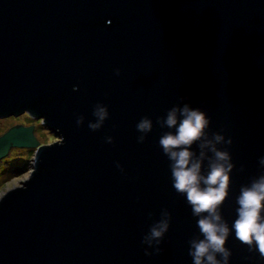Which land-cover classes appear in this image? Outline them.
<instances>
[{"label": "water", "instance_id": "95a60500", "mask_svg": "<svg viewBox=\"0 0 264 264\" xmlns=\"http://www.w3.org/2000/svg\"><path fill=\"white\" fill-rule=\"evenodd\" d=\"M97 103L110 116L92 131ZM183 103L207 112L209 136L232 138L231 226L241 186L264 174V0H0V119L28 113L59 138L42 144L24 124L0 136V161L34 149L26 180L0 194V264H192L202 236L157 122ZM162 209L170 230L149 256ZM227 247L230 264H264L234 233Z\"/></svg>", "mask_w": 264, "mask_h": 264}, {"label": "clouds", "instance_id": "9594fccd", "mask_svg": "<svg viewBox=\"0 0 264 264\" xmlns=\"http://www.w3.org/2000/svg\"><path fill=\"white\" fill-rule=\"evenodd\" d=\"M116 75H120L119 69ZM93 116L95 121H89L88 128L96 131L110 116L108 106L97 103ZM157 122L170 130L159 138V147L170 162L172 188L184 196L202 236L188 243L192 264H230L232 251L227 241L233 233L236 239L250 248L255 246L264 256V174L241 186L236 198V219L229 226L222 215V206L229 197L230 177L235 168L228 150L232 138H226L222 132L209 136L211 119L207 112L188 103L174 105ZM83 123L84 117H77L76 124ZM152 129V119L142 117L136 124L137 142L143 143ZM105 142L112 143L113 137L107 136ZM258 163L264 169V155L259 157ZM116 166L124 171L119 163ZM170 226L171 213L162 209L160 219L143 237L146 255L161 251L160 245Z\"/></svg>", "mask_w": 264, "mask_h": 264}, {"label": "rangeland", "instance_id": "374dc122", "mask_svg": "<svg viewBox=\"0 0 264 264\" xmlns=\"http://www.w3.org/2000/svg\"><path fill=\"white\" fill-rule=\"evenodd\" d=\"M16 124L35 125L37 137L42 144H52L59 140L52 132L42 126L41 120H36L28 113L0 119V136ZM34 149L14 148L9 155L0 161V194L20 186L32 171L31 163Z\"/></svg>", "mask_w": 264, "mask_h": 264}]
</instances>
